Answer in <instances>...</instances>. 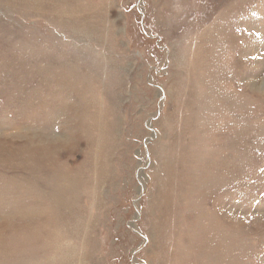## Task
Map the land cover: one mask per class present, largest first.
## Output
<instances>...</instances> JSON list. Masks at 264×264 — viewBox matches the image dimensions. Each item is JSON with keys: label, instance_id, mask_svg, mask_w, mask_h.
<instances>
[{"label": "rangeland", "instance_id": "374dc122", "mask_svg": "<svg viewBox=\"0 0 264 264\" xmlns=\"http://www.w3.org/2000/svg\"><path fill=\"white\" fill-rule=\"evenodd\" d=\"M0 264H264V0H0Z\"/></svg>", "mask_w": 264, "mask_h": 264}]
</instances>
